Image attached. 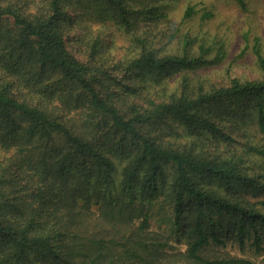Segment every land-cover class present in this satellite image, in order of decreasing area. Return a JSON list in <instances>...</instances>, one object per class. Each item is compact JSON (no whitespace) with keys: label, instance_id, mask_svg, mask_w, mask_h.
I'll use <instances>...</instances> for the list:
<instances>
[{"label":"trees","instance_id":"obj_1","mask_svg":"<svg viewBox=\"0 0 264 264\" xmlns=\"http://www.w3.org/2000/svg\"><path fill=\"white\" fill-rule=\"evenodd\" d=\"M164 6L159 0H0V264H162L158 250L167 242L147 231L148 206L159 196L171 203V227L188 237L184 254L171 253L170 264L250 263L201 251L211 240L223 242L214 213H239L229 228L240 247L249 242L255 253L264 250V209L257 206L264 208V197L245 205L227 192L243 184L264 194V181L233 159L188 149L170 136L181 127L231 138L216 120L229 117L234 128L247 113L264 128L261 44L252 47L260 77L208 83L191 75L215 60L204 45L190 54L188 35L181 53L153 43L149 27L166 16ZM192 13L188 6L184 16ZM71 14L85 19L84 34L74 35L86 57L65 45L76 21ZM107 21L127 34L133 55L115 63L100 55ZM92 22L100 27L94 33ZM187 199L198 208L191 220Z\"/></svg>","mask_w":264,"mask_h":264},{"label":"rangeland","instance_id":"obj_2","mask_svg":"<svg viewBox=\"0 0 264 264\" xmlns=\"http://www.w3.org/2000/svg\"><path fill=\"white\" fill-rule=\"evenodd\" d=\"M159 3L165 5L163 13L167 14L162 16L159 22L153 23L152 27H149V35L153 39V43L163 51L181 53L184 51L183 36L188 35L190 39L186 48L188 53H198L200 46L204 45L207 51L206 57L215 59L210 66H202L191 75H199L208 83L218 84H228L231 77L251 80L261 76L252 47L258 40L264 52V0H159ZM188 6L192 7L193 13L185 17L184 12ZM71 15L76 18V21L68 27L65 45L73 54L86 57L87 49L78 45L82 38L74 35L75 31L84 34L85 31L79 28L84 27L85 19L78 15ZM90 27L93 29V33L100 28L96 22L90 23ZM102 28L105 31L103 43L106 46L100 55L109 61L113 59L114 62L122 60L125 55L130 57L134 54L130 38L113 22L107 21ZM178 75L179 73L175 76ZM172 80H176V77ZM172 88L173 83H169L167 92L169 93ZM160 89L161 86H158L154 91ZM246 115L245 118L243 115L240 116L244 119H240L237 124L234 121V125H232L234 128H229L228 124L231 120L229 117L216 120L221 131L230 135L231 138L207 131L190 133L182 130L181 127H175L177 131L171 133L170 136L174 143L188 149L198 147L200 152L219 156L222 159H233L238 162L241 170L252 176L253 179L264 181V128L258 126L255 113ZM221 190L225 191L223 187ZM227 192L232 199L248 201L249 203L245 205H251L254 201L264 197L261 191L247 188L243 184L233 185ZM257 206L264 209L261 204ZM183 207L184 214L189 220L195 217L198 209L195 200H184ZM90 211L93 216L95 215L93 218H96V214L99 213L98 204L91 203ZM148 213L147 231L159 233L154 238L167 242L163 248L158 250V253L163 255L162 264H170L171 253L183 252L184 254L188 237L182 228L175 231L171 227L170 216L173 214V209L171 203H168L165 198L163 199V196L152 200L148 206ZM212 215L215 219L220 218V223H216L214 228L216 235L221 237L223 242L218 243L211 240L209 244L203 246L201 250L203 253L241 256L248 259L249 264H264V250L255 253V248L251 247L249 242L241 248L240 241L229 228L230 224L237 221L239 213L234 214L233 217L225 212ZM261 225V222H258V226ZM205 227L208 229L211 224H207ZM261 231L264 238V229ZM262 245L264 247V239ZM115 251L117 252L118 248ZM153 260L157 263L158 258H153Z\"/></svg>","mask_w":264,"mask_h":264}]
</instances>
